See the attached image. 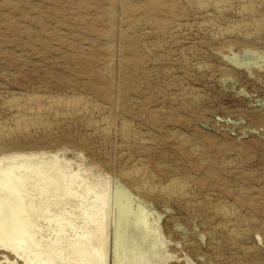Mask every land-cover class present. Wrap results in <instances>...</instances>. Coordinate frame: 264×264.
<instances>
[{"label":"rangeland","instance_id":"obj_1","mask_svg":"<svg viewBox=\"0 0 264 264\" xmlns=\"http://www.w3.org/2000/svg\"><path fill=\"white\" fill-rule=\"evenodd\" d=\"M227 2L219 13L189 0H0V123L13 122L6 100L31 94L91 106L0 137L4 165L56 163L76 180L71 198L0 183L1 197L24 199L12 202L18 222L33 225L16 221L8 236L23 238L24 254L35 236L67 248L93 235L103 264H264V0H246L247 17ZM253 20L261 26L234 28ZM136 167L152 193L125 177ZM173 180L184 193H162ZM120 192L141 222L129 232L136 248L116 255Z\"/></svg>","mask_w":264,"mask_h":264},{"label":"bare ground","instance_id":"obj_2","mask_svg":"<svg viewBox=\"0 0 264 264\" xmlns=\"http://www.w3.org/2000/svg\"><path fill=\"white\" fill-rule=\"evenodd\" d=\"M189 1L196 4L199 7V9H202L203 11L213 10L215 12L221 13V12L226 11L229 8V3L227 2V0L226 1L225 0H189ZM239 1L242 3V7L240 9L241 15L246 16V17L252 16L254 14V9H255L254 8L255 6L250 4L252 2L248 3V2H246V0H239ZM256 7H257V5H256ZM254 20L250 21V22L246 21L245 23H242L236 27L234 26V28H236L238 30V32L240 31L241 33H244L242 31H246L247 29H250V27H255L257 29L261 26V24H260L261 22L258 23L257 21H254ZM67 97L43 96V95L31 94V95H28V97L24 101L21 100L20 98L6 100L5 104L10 110H12V112L14 113V116H13V122L10 125H9V123L8 124L0 123V137L6 136V135L13 133V132H24V131H29L31 129L49 128V126H50L49 121L51 120L52 117L57 118V117H61V116L62 117L70 116V115H73L76 113H77V115H78V113H88L87 111H88V109H90L89 107H91V106L87 102V99H85L84 97H81V96L80 97L79 96L78 97H69V98H67ZM96 123H95V125H97ZM102 123H103V121H102ZM95 125H94V127L96 128V130H98V128H97L98 125L97 126H95ZM102 125L104 126V123ZM103 126H102V128H103ZM105 126H107V125H105ZM108 127H109V125H108ZM101 130L103 131V129H101ZM125 130H126V128H125ZM99 132L101 133V131H99ZM125 132H124V134H125ZM105 133H106V131H105ZM102 134H104V131ZM15 160H16V158H13L12 159L13 162L11 164L9 163L8 165H4L2 159H0V183L7 184V185H8V183H11V185H12V183L18 184V186L16 185V189H17L19 187L24 188L25 183H29L30 181H33L34 188L37 191H40L41 194L45 193V195H48V194H54V193L58 194L59 193L60 196L64 197V198L65 197L71 198L72 196L76 197L77 192L74 189H72L73 187H71V183H72L71 181H74V180H69L68 177L66 180V176L68 174L66 176H63V173H62V175L60 176L61 169L57 166L56 163L55 164L53 163V165L50 164L51 166L48 165L49 167L46 165V167L44 168L43 167L44 165L40 166V165L35 164V163H15ZM138 168H141V167H138ZM138 168L134 169V170L132 169V171L129 170L130 172L128 171L127 173H125V177L127 178V176H129L130 177L129 179H131L132 177H134L136 179L138 177L137 181L139 182V180H140V183L135 185L136 188L138 190L145 191L147 193L151 192L153 190V188H152L150 182H149V184H147L148 178L150 180V177L147 174L148 172H146L145 170L141 171V169H138ZM72 176H73V174H72ZM135 179L133 181H136ZM7 185H5V187H7ZM1 186H0V188H2ZM5 187L3 185V189ZM13 188H14V186H13ZM160 188L163 191L162 193L165 192L164 194H172V193L175 194L177 192L184 193V191H185L184 184H182L181 182L176 181V180H173L170 183H168L166 186L160 187ZM77 189H78V186H77ZM90 189H89V191H90ZM8 190H10V189H8ZM21 191L23 193L24 189H21ZM120 191H121V189H120ZM12 193H14V192H12ZM117 193H118V191H117ZM129 193H130V191H129ZM8 195L9 194H7V196ZM7 196L6 197L0 196V252H5V251H7V248H8V249H10V251H12L14 253L13 255H15V258L11 257L12 258L11 259L7 255H5L4 253L3 254L0 253V264H20V263H18V260L20 259V257H22L24 259V264H27V263L28 264H30V263L31 264H37L38 262L41 263V261L43 260L42 256H44V255H45V260L41 264H70V263H73V264H103L102 263L101 246H95L93 244V241H92L93 240L92 238H94L93 235L91 238H88L87 235L84 236L85 238L80 237L81 239H78V241H76L75 244L71 243V245L69 244L67 248H62L58 245V243H56L57 241L55 242L54 238H53L54 243L43 244V243H41L42 241H38L39 238L37 239V241L34 240L36 236L34 237V239L27 241L26 235L19 234L17 236V238L21 239L22 237H24V241L26 240L28 242V244L30 241V244H31L32 250L30 249L29 253L27 252V254H24V252H25L24 250L27 251V248H25V245H21V243H20V242H23L22 241L23 238L21 241L19 240V242L18 241L17 242H15V241L10 242L8 240L9 237L11 238V236H9V235H11L10 233H12L14 231V229L16 230V228H17V231H19L18 229H20V228H18V227L22 223L18 222V216H16L17 215L16 214L17 209L14 206V204H12V202L14 200L10 201L9 198L7 199ZM78 196H79V194H78ZM104 196L105 195L102 192L101 196L97 197V199H103ZM168 196H170V195H168ZM10 197H11V194H10ZM19 197L17 196V198H19ZM75 197H73V198H75ZM127 197L128 196H126L125 192H120L118 195V199H119L118 208H117L118 214H117V221H116V227H115V232H114V254H116V255H118L120 249H128V250L130 249V251H131V249L136 248L134 246L135 244H132L131 240H129V238H130L129 232H130V229H132L131 227L133 226V224L141 222L139 216H136L137 214L133 215L131 212L132 210L130 211V207H129V200L130 199L128 200ZM22 199H19V201L17 199L16 202L17 203L18 202L23 203L24 199H23V201H22ZM100 201L102 202V200H100ZM24 206H25V204H24ZM21 208H22V206H21ZM142 210H144V209H142ZM22 211H23V209H22ZM220 214L222 216H224L225 218L230 219L232 217V213L230 212L229 209H226V208L221 209ZM15 217H17V219ZM24 219H25V216H24ZM29 220H31V217ZM50 220H54V218L50 219ZM16 221L20 225L18 226V224L16 223L17 227L15 228L14 226H15ZM59 221H60V219H59ZM62 221H60L59 223H61ZM21 222H25V221L23 220ZM91 222H92V224H94V223L96 224V227H97L96 231L98 230V232H99L102 230L101 226L103 224L101 225V218H93L91 220ZM67 223H69V221ZM23 224H26V223H23ZM63 224H64V222H63ZM21 226H23L24 229H26V228L28 229L30 227V226L26 227V225H21ZM31 227H33L32 223H31ZM63 227L64 226L62 225V229L64 230ZM60 228H61V226H60ZM62 229H61V231H62ZM25 231H27V230H23V232H25ZM37 231H36V233H37ZM93 231H95V230H93ZM31 232H35V230L32 229ZM15 233H16V231H15ZM36 233H34V235ZM57 233H59V232H57ZM64 233H65V231H64ZM132 234H133V232H132ZM38 235L40 237V234H38ZM20 236H22V237L20 238ZM60 236L61 235H59V237ZM62 236H63V233H62ZM76 238H78V237H76ZM29 239H30V237H29ZM61 239H63V237ZM58 240H60V238ZM44 241H46V240H44ZM26 246L28 247V245H26ZM69 248H71V249L69 250ZM10 254H12V253L10 252ZM39 259H41V260H39Z\"/></svg>","mask_w":264,"mask_h":264}]
</instances>
